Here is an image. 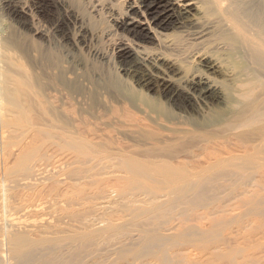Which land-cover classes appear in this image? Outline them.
I'll return each instance as SVG.
<instances>
[{
    "label": "bare ground",
    "instance_id": "bare-ground-1",
    "mask_svg": "<svg viewBox=\"0 0 264 264\" xmlns=\"http://www.w3.org/2000/svg\"><path fill=\"white\" fill-rule=\"evenodd\" d=\"M124 1H127L126 7L117 12L113 18L116 22L114 24L116 30L120 27L124 32L139 35L138 26L143 24V18L149 31L157 39L159 38L160 46L155 50L146 47L134 50L137 53L136 59L119 69L125 71L126 74L136 76L138 83L143 86L154 88L157 85L162 88L168 93L169 100L173 101L180 96L183 104L194 100L201 106L203 114L210 113V118L203 119L209 123L202 122L201 124L200 119L199 124L198 121L192 123L189 120H180L181 116L178 113L173 115L178 119L176 122L169 120V117H163L164 120H162L159 115L152 117L150 110L147 117L151 123L161 126H167L163 123H168L174 126L175 132L184 134L159 141L152 136H149L150 141L146 136L143 139L133 138L134 140L127 138L130 140L123 145L108 148L107 143L96 141L85 132H80L71 122L54 115L46 107L45 102L39 98L41 93L32 84L27 70L14 61L11 53L12 36L10 39L7 34L0 33V146L2 152L6 148L11 149L9 154L0 153V165L4 166V170L0 172L3 173V182H7V188L0 190V199L2 198V202L5 199L3 204H6V198L8 197L7 201L11 199L14 189H21L22 196L31 190L33 197L36 194L40 201L45 200V202L43 200L38 203L32 199L35 205H27L30 201L23 199L19 202L25 201L26 203L20 205L19 202L15 203L19 206H12L13 209L8 210V214L4 207L2 208L4 211L0 210V254L3 257V253L7 251L9 257L11 255L10 262L5 263L6 259L1 264H11V261H14L12 264H28L26 259L31 261L37 255L34 251H43L53 246L62 248L67 241V244L79 240L84 242L91 240L92 236H104L103 234H107L110 230H119V227L117 228L119 223L115 224L111 220H113L114 213L115 215L120 213L116 212L121 208V210H128H126L127 213L124 210V214L132 213L133 216L130 214L131 219L139 221V218L142 220L146 217L147 219V216L150 219L152 217L158 219L164 208V211L170 210L168 205L162 204V199L159 201L155 196L158 185H166L168 188L172 185L175 191L180 192L179 184L181 183L185 185L182 188L183 193L193 188V192L201 194L202 190L199 187L201 180L245 178L249 166L264 164V82L257 81L264 78V0ZM0 5L7 14H14V16L19 12L28 14L27 11H30V9L26 11L27 6L17 0H0ZM151 22L157 25L167 22L174 24V34L170 37L168 34L153 32ZM80 36V41L87 42L86 35ZM118 36L123 39L126 34L121 32ZM119 44L120 53L129 52L128 41L119 42ZM99 57L105 60V57L100 55ZM215 73L220 74L222 80L214 77ZM173 86L174 90H172ZM143 127L147 129L150 126L145 124ZM205 128L233 135L236 143H233V146L217 144L211 139L205 140L204 137L196 135L199 129ZM135 132L140 131L135 130ZM201 143L204 148L199 147ZM51 152L53 154L49 156ZM11 156L13 160L10 162ZM46 157L57 159L62 164L61 167L69 170L65 171V178L61 177V173L59 177V173L56 175L54 170L53 173L49 170L52 175L48 179H54L57 186L61 184L64 186L63 182L66 179L73 182L77 179L75 181L77 182L80 177L88 178L82 174L91 170L90 166L92 169L97 167L105 169V172L106 169H110L111 171L106 172L107 178H105L106 173L103 178L111 182L110 179L116 177L114 181L116 185L113 187L116 186L114 191L119 196L117 200L121 208L117 207L116 199L115 201L112 199L109 193L111 191L105 190L108 188H102L105 191H96L99 194L96 193L95 199L99 200L100 195L102 196L100 201L102 198L107 201L103 200L101 207L98 204L95 211L99 212L98 207L106 209L108 208L106 206L110 207V204L116 202L117 205H113H116L115 208L118 210L113 212L115 208L111 206L113 216L107 219L108 223L113 224H106L105 227L103 222L104 228L101 223L106 220L99 218L101 221V225L99 224L101 228H99L98 219L95 220L96 224L95 221L87 219L95 224L91 223L93 228L96 226V229L91 228L84 233L73 230L75 234L67 235L70 229L62 226L66 224L65 220L82 221L83 217L86 219L91 213L89 210L93 211L96 206L94 202H91L92 206L87 210L89 213L86 212L87 216H83L85 211L83 212L81 207L83 205H81L82 216H80L78 211L82 203L80 199L79 204L78 199L76 201L75 197H72L76 192L73 189L77 190V187L76 183L74 185L70 181L74 186L72 187L74 192L71 193L72 190H70L72 196L69 195L68 190L64 194H54L50 192L51 190L46 194L43 193L41 191L43 187L38 182L46 180L42 171L47 169L41 171V168L38 169L37 166L40 160ZM190 158L200 165L191 168ZM49 171L45 173L48 176ZM109 174L115 177L111 178ZM116 181L120 183L122 181L121 184L124 182V186H119L120 184ZM68 185H65L66 188L71 189ZM117 185L120 188H117ZM139 192L143 196L145 194L146 197L150 196L146 200L149 198L150 203L149 201L147 203L152 206H147L145 201V206L142 205L144 207L139 208L141 200L145 198L143 196L142 198ZM129 195H133L134 199L140 195L141 199L136 198L135 202L129 198ZM29 196L31 195L28 191ZM74 201L78 204L79 210L77 211H75ZM131 202L138 203L139 207L133 208L135 205H131ZM142 202L144 204V201ZM46 209H51V211L46 212ZM30 213H33L35 219L29 217ZM161 216V218L165 217ZM119 217H117L118 221L122 215ZM131 219L129 220L131 224L140 223L136 220L134 223V219L131 222ZM151 221L155 220L151 219ZM145 222L147 223V220ZM62 251L63 249L60 252ZM50 262L51 264H65V258L57 254L50 257L45 264Z\"/></svg>",
    "mask_w": 264,
    "mask_h": 264
},
{
    "label": "rangeland",
    "instance_id": "rangeland-1",
    "mask_svg": "<svg viewBox=\"0 0 264 264\" xmlns=\"http://www.w3.org/2000/svg\"><path fill=\"white\" fill-rule=\"evenodd\" d=\"M17 1L25 4L27 6L26 11L28 9L30 11H27L28 14L19 12L14 16V14H7L0 5V33L7 34L10 39L12 36L11 53L14 61L27 70L32 79V84L41 93L39 98L45 102L46 107L54 115L71 122L80 132H85L96 141L107 143V147L111 148L112 146L123 145L130 140L127 138L134 140L143 139L146 136L150 141L149 138L151 137L149 136H152L159 141L184 134L175 132L174 126L168 123H163L167 126L151 123L147 117L150 110L152 117L155 118L159 115L162 120L169 117V120L176 122L178 119L173 115L178 113L181 116L180 120L197 123L196 121L200 119L201 124L202 122L206 123V120L203 121V119H208L210 113L203 114L201 106L194 100L184 104L181 101V96L173 101L169 100L168 93L162 88L157 85L154 88L143 86V84L138 83L139 80L136 79V76L126 74L125 71L119 69L136 59L137 53L135 51L138 49L146 47L155 50L160 46L159 38L157 39L149 31L142 16L143 24L138 26L139 35L128 31L124 32L120 27L116 30L114 26L116 22L113 18L117 12L126 7L127 1L98 0L99 3L97 0ZM147 16L150 15L147 14ZM150 25L153 32L168 34L170 37L174 34V24L167 22L157 25L151 22ZM121 32L126 34L123 39L118 36ZM83 34L86 35L85 40L87 42L80 41V35ZM127 41L130 44L129 52L120 53L119 42ZM99 55L105 57V60H101ZM213 76L222 80L220 74L215 73ZM257 81L264 82V78ZM174 89L173 86L172 90ZM48 113L50 115V112ZM142 124L150 127L146 129ZM135 130L140 132L137 133ZM196 135L204 137L205 140L211 139L217 144L233 146V143H236L233 135L212 131L210 128L199 129ZM207 145L215 146L213 144ZM199 147L204 148L202 143ZM10 152L11 149L8 148L2 152L0 146V153L9 154ZM52 154L53 152L49 153V156ZM190 159L191 168L200 165L197 161ZM12 160L13 156H11L10 162ZM61 165L57 159L46 157L40 160L37 168H41V171L44 169H47L46 171L51 170L52 173L54 170L56 175L59 173V177L62 174L61 177L65 178V171L69 170L61 167ZM90 167L91 170L88 171L89 173L87 172L88 174L86 172L82 174L88 178L85 177L84 179L79 176L82 180L78 179V184L75 182L77 179H73L74 182L66 179L63 182L64 186L63 184L57 186L54 179H48L52 175L50 171L49 176L45 174L46 171H42L46 180L38 182L43 187L44 191L42 189L41 191L45 194L49 190L54 194H64L68 190L69 195H71L70 190L74 187L71 183L74 185L76 183L78 191L74 188L75 196L73 190L71 192L73 196H71L75 197L76 201L78 199V203L79 199L81 200L82 204L79 203L80 210L74 201V205L76 204L75 211L79 210L80 216H82V212L80 213L82 208L83 212L85 211L84 214L90 209L91 202H94V206H96L95 208L93 206V211L97 209V206L100 205L101 207L105 198H102L101 202L102 196L99 195L98 200L97 197L95 199V195L105 188H110V190H105L111 191L112 193H109L112 195V199L114 201L116 199L118 202L119 196L114 191L116 186L113 187L116 185L114 182L116 177L109 174L111 178L115 177V179H110L111 182L113 181L112 183L103 178L104 173L111 170L106 169L105 172V169L98 167L92 169V166ZM3 170L4 166L0 165V171ZM105 175L106 177H104L107 178L108 174ZM245 176L247 177L201 180L199 186L202 190V193L199 190L201 194L193 192V188L183 193L182 188L185 185L181 183L179 184L180 192L175 191L172 185H169V188L166 185H158L155 196L158 197L159 201L162 199V204L168 205L170 210H166L167 213L164 208L158 219L157 217L156 219L151 218L155 221L152 222L147 216V219L146 217L142 218V220H147V223L145 220L142 222L139 218L140 223L136 225L135 220L136 222L139 221L133 218L135 224H131L129 220L132 213L128 212L129 215L131 214L129 218V215L124 214V210L126 213L128 210H121L119 202L118 205L115 202L113 204L121 209L119 211L115 208L116 205L110 204L111 208H115L113 212L115 210H118L116 213L120 212L116 215L114 213L111 222L119 223L120 225L117 226L119 230H110L111 232L104 233V236H92L91 240L84 242L79 240L67 244V241L65 242L67 245L64 243L65 246L62 248L53 246V248H47L43 251H34L37 255L31 261L29 259L26 261L29 262L28 264H45L50 257L59 254L65 258V264H264V164L249 166ZM121 183L118 182L119 186L124 184V182ZM6 184L7 182H3V173L0 172V190L5 189ZM66 184H70L71 189L66 188ZM70 186L68 185V187ZM119 186L117 185V188ZM40 188L38 189L40 190ZM52 189L56 190L52 191ZM20 190L14 189L13 194L11 193V199L8 195L9 202L7 201L8 197L6 198V204H3L4 197L3 202L1 198L0 207H2L0 210L4 207L8 214V210L11 211L18 204H25L26 200L30 201L27 205H35L32 199L38 203L44 200L40 201L36 194L33 197L31 190H28L29 195H31L30 198L27 190V193L23 190L26 194L24 193L22 196ZM3 191L1 192L3 193ZM139 193L142 197L143 194ZM140 195L135 199H141ZM143 197L139 207L138 203H132L135 201L133 195H129V198L133 199L131 205H135L133 208L145 206L150 196L147 195L148 200H146V194ZM23 199L25 201L20 203L19 200ZM137 202H139L138 199ZM15 203L18 204L15 205ZM146 205L152 206L148 203ZM100 207H98L99 212L92 213L93 211L90 209L89 212L92 214L89 212H87L89 213L88 216L87 213L86 215L83 214L87 217L86 219L81 217L84 219H81L82 221L78 220L77 217L80 223L75 222L74 219V221L66 219V224L62 226L72 230H69L68 232L72 233L67 235L71 236L78 231L81 233L88 232L91 228L92 230L96 229V226L93 228L92 222L89 220L105 219L106 221H102V225L100 220L99 223L97 222L101 226L104 222L105 227L106 224H113L107 221L113 216L112 209L109 206H106L108 207L106 209ZM166 209L168 208L166 207ZM47 211L49 212L51 209H46ZM117 215L120 217L122 215V219L119 217L120 221L117 220ZM161 215L165 217L161 218ZM115 216L117 217L115 218ZM29 217L35 219L33 213H30ZM100 225L99 228H101ZM5 249L7 250V248ZM31 254L33 256V253ZM10 258L11 255L9 257L7 251L3 253V257L0 254V264L4 263L3 260L6 259L5 263L10 262ZM12 263L14 261H11Z\"/></svg>",
    "mask_w": 264,
    "mask_h": 264
}]
</instances>
